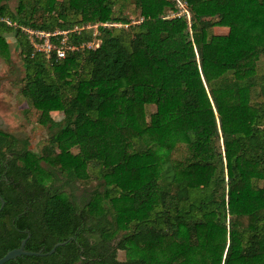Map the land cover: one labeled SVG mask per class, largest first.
<instances>
[{
  "label": "trees",
  "instance_id": "obj_1",
  "mask_svg": "<svg viewBox=\"0 0 264 264\" xmlns=\"http://www.w3.org/2000/svg\"><path fill=\"white\" fill-rule=\"evenodd\" d=\"M180 1L189 20L132 0L130 24L127 0H0V58L11 33L50 131L36 153L0 130V257L72 237L3 264H264V0ZM27 31L70 48L45 57Z\"/></svg>",
  "mask_w": 264,
  "mask_h": 264
},
{
  "label": "rangeland",
  "instance_id": "obj_2",
  "mask_svg": "<svg viewBox=\"0 0 264 264\" xmlns=\"http://www.w3.org/2000/svg\"><path fill=\"white\" fill-rule=\"evenodd\" d=\"M132 0H127V4L124 7V12L128 23L134 24L139 22L141 19L138 15L137 10L134 8L131 3ZM174 1L173 10H166L164 16L166 17H177L175 16L176 12L180 13L179 8L177 7L176 0ZM180 1V0H179ZM182 2V1H180ZM184 7L186 5L182 2ZM8 7L12 9L15 6V0H8ZM117 8V7H115ZM189 16V14H188ZM209 21L216 20L217 15L213 17H207ZM102 25V24H101ZM105 26H126L120 21H113V23L103 24ZM96 33L94 27L97 24L89 25ZM211 32L214 34H224L227 32L226 27L222 26H213L211 27ZM30 41H35L34 37L28 35ZM37 38V37H36ZM4 39L9 45V60L5 61L0 58V130L7 132L18 139H25L27 141V149L33 152L38 153L42 145L45 144L50 131L46 128L45 125L38 123V112L30 105L21 94L22 78H23V68L21 65L20 56L17 53V49L14 45V37L10 34H4ZM90 42V45H95L98 43L97 40ZM258 66L264 64V55L260 56V59L257 62ZM154 110L153 105L145 106L146 119L148 115ZM49 116L55 120H58L62 117L61 112L59 111H49ZM72 153L76 151L74 147L70 149ZM43 165V163L41 162ZM95 180H84L79 183L80 187L90 189L94 186ZM112 241L115 243L116 238ZM166 257L170 256V243L163 244L162 248ZM139 252L130 251L129 253L117 249L115 251V257L118 260H124L130 255H137Z\"/></svg>",
  "mask_w": 264,
  "mask_h": 264
},
{
  "label": "built area",
  "instance_id": "obj_3",
  "mask_svg": "<svg viewBox=\"0 0 264 264\" xmlns=\"http://www.w3.org/2000/svg\"><path fill=\"white\" fill-rule=\"evenodd\" d=\"M176 5L179 8L180 13H178V11L175 13L177 17L179 16H185L187 20H189V16L187 13L186 8L184 7L183 3L180 2L179 0H176ZM86 27H90L89 25ZM96 28V26L94 27V29ZM29 33V35L32 37H34L35 41H30L33 48L39 51H42L45 55V57H48L50 50H54V54L56 58H62L64 56V52L66 48H70V47H66L63 45V40L60 41V45L56 46V47H52L50 45L49 39H48V35L49 33H44V32H32V31H27ZM59 33V32H54L52 33ZM64 33V32H61ZM37 37V38H36ZM90 45V44H87ZM96 45V44H95Z\"/></svg>",
  "mask_w": 264,
  "mask_h": 264
},
{
  "label": "water",
  "instance_id": "obj_4",
  "mask_svg": "<svg viewBox=\"0 0 264 264\" xmlns=\"http://www.w3.org/2000/svg\"><path fill=\"white\" fill-rule=\"evenodd\" d=\"M2 204H3V201L0 198V208H1ZM26 237L20 240L19 245L17 247L12 248V249L6 251L0 257V264H3L4 262H6V261H8L10 259H14V258H16L18 256H22V255H26V256H40V255H48V254H51L55 250V247L60 246V245H63L69 239H72V237H69L66 240L58 241L48 251L42 252L41 250H38V251H28V250H25L24 249V243H25Z\"/></svg>",
  "mask_w": 264,
  "mask_h": 264
}]
</instances>
